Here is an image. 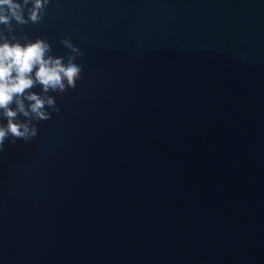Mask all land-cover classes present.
Instances as JSON below:
<instances>
[{
	"label": "water",
	"instance_id": "obj_1",
	"mask_svg": "<svg viewBox=\"0 0 264 264\" xmlns=\"http://www.w3.org/2000/svg\"><path fill=\"white\" fill-rule=\"evenodd\" d=\"M13 27L65 61L68 37L83 78L0 152V264H264V0H51Z\"/></svg>",
	"mask_w": 264,
	"mask_h": 264
},
{
	"label": "clouds",
	"instance_id": "obj_2",
	"mask_svg": "<svg viewBox=\"0 0 264 264\" xmlns=\"http://www.w3.org/2000/svg\"><path fill=\"white\" fill-rule=\"evenodd\" d=\"M50 3L51 0H0V25L8 29V35L0 30V119L6 121L0 123V152L5 151L6 142L28 143L36 138L39 122L51 121L53 114L60 112L55 97L49 93L60 95L74 90L83 78V67L76 60L84 53L68 37L61 40L71 52L65 61L62 56L50 54L52 46L43 38L31 41L25 35L27 42L21 43L12 35L13 21L19 25L39 23ZM38 86L41 92L32 91Z\"/></svg>",
	"mask_w": 264,
	"mask_h": 264
}]
</instances>
